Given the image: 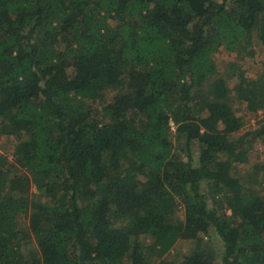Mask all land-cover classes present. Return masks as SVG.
<instances>
[{
	"label": "trees",
	"instance_id": "obj_1",
	"mask_svg": "<svg viewBox=\"0 0 264 264\" xmlns=\"http://www.w3.org/2000/svg\"><path fill=\"white\" fill-rule=\"evenodd\" d=\"M255 38L264 0H0V264H264V71L215 59Z\"/></svg>",
	"mask_w": 264,
	"mask_h": 264
},
{
	"label": "rangeland",
	"instance_id": "obj_2",
	"mask_svg": "<svg viewBox=\"0 0 264 264\" xmlns=\"http://www.w3.org/2000/svg\"><path fill=\"white\" fill-rule=\"evenodd\" d=\"M255 35V34H254ZM253 45L256 49V52L253 56L245 55L243 53H239L238 51H230L227 50L224 47H221L216 53H215V59L217 61V64H219L220 68H225L229 62H237L241 65V67L246 71V74L249 77H255L259 72L264 71V45L259 43L257 39L253 40ZM126 79L123 78V83H119L109 89L106 93V99L104 102H107V99L111 97L115 93H120L125 89L126 86ZM235 85H237V81H233L229 84L230 89H235ZM234 95V93H233ZM230 97V100H226L228 103L232 104L233 107H235L238 110H242L245 107V103L239 102L234 96ZM102 104V103H101ZM264 118V108L263 109H258L256 113V117L253 118H245L243 126L240 128V133H244L246 131H253L256 130L258 127V120ZM253 137V134L250 133L249 139ZM254 138V137H253ZM246 145L250 146V151L248 155V159L250 164L254 165L257 162H261L263 157H264V138L263 137H258L255 136L254 140L251 142H246ZM13 146L12 144L6 145V147L0 148V152L6 154L10 159H11V154H12ZM193 150L195 152L198 151V145L196 142H194V148ZM242 168L243 165H234L233 168V173L234 174H242ZM32 191L35 192V187H32ZM206 196L210 199V194H206ZM208 204L211 205L210 200H207ZM229 213V211L227 212ZM142 241L144 244H149L152 242L153 238L150 235H146L142 237ZM219 238L215 237L213 240L211 239V244L216 247L219 246ZM34 246L33 242H28L27 247ZM193 244L189 240H178L176 245L174 246L173 250L169 252L165 258L172 262L179 264L184 257L185 254L189 253L190 251L193 250ZM213 248V247H211ZM213 257H215L214 264H220L219 260V255H221L220 251H215L213 250L212 252Z\"/></svg>",
	"mask_w": 264,
	"mask_h": 264
}]
</instances>
